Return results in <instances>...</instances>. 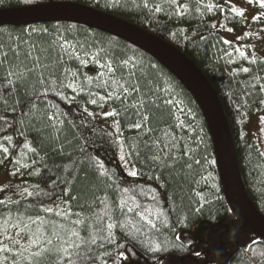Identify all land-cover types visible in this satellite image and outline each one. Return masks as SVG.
<instances>
[{"label":"trees","instance_id":"16d2710c","mask_svg":"<svg viewBox=\"0 0 264 264\" xmlns=\"http://www.w3.org/2000/svg\"><path fill=\"white\" fill-rule=\"evenodd\" d=\"M177 3L187 4L188 13L175 14V6L167 11L155 12L157 4L166 6L165 0H33L30 4L25 3V0H3L0 2V13L51 4L80 5L125 20L183 53L204 75L220 99L243 188L252 205L264 217V149L250 133L252 118L257 113L264 114V88H261L264 85V59L249 55L241 57L235 44L223 43L225 29L240 31L245 23L243 16L231 12L234 7L232 2L177 0ZM208 3L217 6L214 11H206L204 6ZM217 21L223 27L213 29L211 25ZM32 29L37 31L32 32ZM44 29L47 31H41ZM65 38L87 48L92 55H99L101 63L120 65L125 77L131 72L132 82L138 86L147 84L152 89H159L146 97L149 102L155 101L148 107L147 114L154 118L146 125V129H157L151 135L159 136L158 129L168 128L179 117L184 122L182 129H176V134L181 138V149L176 153L180 157L179 162L173 166V162L169 161L167 168H156L151 167L142 157L134 161L140 174L136 177L127 176L118 163L113 146L99 137L94 143L89 142L93 139L90 129L80 127L83 109L98 113L105 107H119V101H109L103 108H98L87 103V88L74 100L61 99L54 91L48 90L46 82L56 80L57 75L63 78V67H71L73 71L78 69L81 81L89 76L97 77L104 71L92 61L86 67H81L78 61L65 56L56 46ZM9 46L13 51H19L20 59H26L29 64L34 59L41 60L35 74L24 80L8 76L10 63H19L14 57L10 55L0 64V92L5 97L0 100V116L11 121L15 127L14 133L9 129L14 144L22 145L27 141L36 151L31 153L25 150L24 159L17 164L15 161L20 152L14 145L9 146L6 158L0 153V160L3 161L0 170L8 167L13 174L21 176L25 180L23 186L29 191L38 187L44 192H51L55 186V194L50 197L25 195L13 200L19 201L18 204L12 203L7 207L0 205V220L10 212L12 217H31L66 224L76 220L77 214L81 219L97 213L103 215L105 205L100 200L108 197L114 222H119L125 219L119 209L120 189L133 187L136 192L128 195L149 208L158 202L159 209L165 215L160 221L155 216L151 217L157 227L155 230L145 228L147 236L137 237L128 230L114 229L116 240L106 247L116 259H107V264H209L213 259L210 257L212 250L220 245L228 246L230 250L223 264H264V237L252 228L244 227L229 205L211 127L194 97L170 71L125 40L81 23L57 21L0 27V53L8 52ZM30 49L32 56L25 57L24 53ZM41 49L45 51L42 53ZM226 52L232 53L230 59L234 62H229ZM58 58L63 65L59 70ZM253 58L255 63L251 62ZM125 61L127 64L133 62L128 66ZM45 64L49 65L46 71L43 70ZM244 67L249 68L248 73L241 71ZM19 70L24 71L23 66ZM49 72L54 74L49 75ZM41 77L45 83L36 82ZM89 87L101 95L106 94V90L94 85ZM64 93L69 98L75 95L71 89H65ZM144 93H148V87H144ZM172 95L181 101L184 109L182 112L178 111L175 104H167ZM52 104L57 105L63 113L59 130L48 127L47 120L41 121L43 113L36 111ZM32 105H35V119L28 117ZM109 118L123 121L125 137L132 139L142 135L132 128L131 121H124L123 116ZM135 119L132 117V120ZM93 123L104 128L97 117ZM95 160L101 161L107 169L113 171V179L118 178L119 183L113 184V180H108L110 186L105 187V178L100 175ZM34 169L40 174L36 175ZM197 192L204 197L203 200L196 195ZM152 196H156L157 201H153ZM45 207L52 208L53 213L45 212ZM63 209H67L70 214L67 220L62 218ZM56 211H61V216H56ZM126 218L133 220L134 216L128 214ZM164 220L166 223L161 222ZM240 222L242 226L235 242H232L228 238L229 229ZM80 227L81 235L86 236L87 233ZM16 231L10 229L9 235ZM0 240L8 246L3 236H0ZM22 242L26 243V238ZM154 245H159L158 251L152 250ZM13 247L19 251L18 247ZM97 251L100 249L93 246L92 252ZM25 256L28 254L25 253ZM0 264L35 262L30 257L21 260L15 256V252H0ZM39 264H58L57 257L50 255L39 258ZM76 264H100V260L77 258Z\"/></svg>","mask_w":264,"mask_h":264},{"label":"snow or ice","instance_id":"6c2138e0","mask_svg":"<svg viewBox=\"0 0 264 264\" xmlns=\"http://www.w3.org/2000/svg\"><path fill=\"white\" fill-rule=\"evenodd\" d=\"M3 2V0H0ZM33 0H25V3L30 4ZM165 7L157 4L155 6V12L167 11L175 6L174 11L177 15H184L188 13L189 8L187 4H178L177 0H165ZM145 8L148 7L147 4L144 5ZM206 11L212 12L217 7L212 3H208L205 6ZM264 7V3L261 4ZM223 11V9H221ZM231 12L238 16H243L242 11H238L235 7L231 8ZM203 15V13H201ZM223 27V25H221ZM213 29L217 25H211ZM32 32L37 31V29H32ZM46 32L47 30H41ZM228 31H233L232 28H228ZM224 44H229L230 42L225 40ZM57 47L61 49L63 54L67 56L70 60L78 61L81 67H86L91 60L93 63L99 64V66L104 69L97 77H86L81 81L79 77V70L73 71L71 67H63L60 58L57 59V70L63 67V78L57 75L56 80H48L46 86L49 91H54L61 99H75L76 96L84 93L87 88V103L94 105L98 108H103L109 101L116 102L119 101V107L110 109L107 112H102L101 115L104 118L108 117H121L123 116L124 121H131V126L134 130H138L142 135L129 139L125 137L123 131V121L121 119L114 120L111 128H99L93 121L95 119V113L89 111L88 108L83 109L82 124L80 127L85 129H90L93 139L89 141L94 143L97 137L104 140L110 146H113L119 155V160L124 168L127 169L128 175L136 177L140 174L137 170L134 161L140 160L142 157L145 162H148L151 167L156 168H167L169 166V161L175 163L179 162L180 157L176 155L181 149L180 137L176 134V129H182L184 127V122L180 120L179 117L176 118V123L170 125L168 128L158 129L160 132L159 136L153 137L151 133L157 131V129L147 128L146 125L150 124L151 120L154 118L147 114L148 107L150 103H155V101L149 102L147 100V95H150L153 91H159V89H152L147 84L143 86H138L137 83L132 82V73H129L128 77L123 75L120 65H114L112 62L101 63V57L99 55H92L89 53L87 48L73 44L65 38L63 42H58ZM35 47L34 45L32 46ZM45 50L41 49L43 53ZM241 57L245 56L243 51L236 49ZM14 57L18 64L10 63V69L8 76H15L19 80H24L28 76L35 74L37 71V65L41 64L40 59H34L31 64L27 60L20 59V52L13 51L9 46L8 52L0 53V64H3L4 60H7L9 56ZM25 57L32 56V50H28L24 53ZM225 56L229 58V62H234L230 58L232 57L231 52H226ZM255 63V58L251 61ZM125 65L127 61L124 62ZM23 66L24 71H20V67ZM49 65H43V70H47ZM243 73H248L249 68L244 67L241 69ZM49 75L54 73L49 72ZM107 77V78H106ZM37 83H45L43 78H38ZM11 83V81H10ZM94 85L96 88L101 90H106V94L101 95L98 92L92 91L89 86ZM144 87H148V93H144ZM264 88V85H261ZM65 89H71L72 93L75 95L71 98L67 97L64 93ZM45 95L47 93H44ZM5 97L2 92H0V100ZM128 101V103H125ZM136 101V102H133ZM172 101H167V104L171 105ZM35 105L29 107L28 117L30 119H35L33 116V110ZM36 111L42 112L43 116L41 121L47 120L48 127L59 130L58 126L61 123L60 117L63 113L57 105H49L48 108L36 109ZM49 112L51 114H49ZM129 113L131 115H129ZM132 117H136L132 120ZM23 122V121H22ZM11 128L12 133L16 131L12 122L4 119L0 116V153L6 158L9 154L10 147L15 146V149L20 152V156L16 159V163L19 164L20 160L24 159L26 152L35 153L36 149L31 146L27 141L22 145L19 143L14 144L13 134L9 133ZM146 136L147 138H142ZM88 159H92L91 156ZM3 161L0 160V163ZM35 163V161H33ZM199 163V161H197ZM95 166L100 171V175L105 178V187L110 185L107 184L108 180H113V184H118V178L115 177V173L105 167V165L99 161H94ZM27 167V165H24ZM191 168V165L188 166ZM36 175L40 173L34 169ZM71 175V173H69ZM202 179H204L202 177ZM67 184V181H65ZM214 187V185H213ZM16 191L21 195V197L27 196H47L55 194V186L52 188L51 192H44L38 187L32 191L21 185L16 186ZM136 189L133 187H125L120 189V200L119 209L121 211V216L125 217L122 221L114 222V217L111 214V208L109 207L108 197H104L100 200V203L105 205V212L103 215L97 213L94 216H88L84 219L79 217L77 214V219L69 221L66 224H57L54 221H46L44 219H34L28 217L27 219L16 216L12 217L9 212L5 218L0 220V236H3L7 242L8 246L4 245V241L0 240V252L9 253L15 252V256H18L21 260L31 258L35 264H39V258L54 255L57 257L58 264H76L77 258L84 260L91 257L93 260H100V264H107V259H116L112 257L111 253L108 251L106 246H111L115 240L114 229L120 228L121 230H128L130 234L139 237L140 235L147 236L144 231L145 228H151L155 230L157 225L153 222L151 217L155 216L157 221L161 220L165 214L159 209L158 202L154 207L149 208L138 203L133 196L128 195V193H135ZM65 193H61L63 195ZM196 195L203 200L204 197L200 196L197 192ZM153 201H157L156 196H152ZM16 203L19 201H13L11 197L7 200H0V205L7 207L9 204ZM47 213H53V209L50 207H45L43 209ZM199 210V209H198ZM62 218L67 220L70 215L67 209L62 210ZM56 216H61V211H56L54 213ZM128 214H133L134 219L128 220L126 217ZM138 217V219H135ZM166 223V220L161 221ZM35 225V227H33ZM87 233V235H81V227ZM10 229H16L17 231L9 235ZM26 238L27 242L22 241ZM16 246L19 251H15ZM100 249L95 253L92 252V248ZM36 248L37 251H31V249ZM153 251L159 250V245H154ZM25 253L28 256H25ZM66 258V259H65ZM120 258H123L122 256Z\"/></svg>","mask_w":264,"mask_h":264},{"label":"water","instance_id":"95a60500","mask_svg":"<svg viewBox=\"0 0 264 264\" xmlns=\"http://www.w3.org/2000/svg\"><path fill=\"white\" fill-rule=\"evenodd\" d=\"M81 23L108 32L153 57L170 71L200 106L213 134L229 205L243 226L264 237V217L250 202L240 178L226 117L217 94L199 69L180 51L120 18L75 4H51L0 13V27L40 22Z\"/></svg>","mask_w":264,"mask_h":264},{"label":"rangeland","instance_id":"374dc122","mask_svg":"<svg viewBox=\"0 0 264 264\" xmlns=\"http://www.w3.org/2000/svg\"><path fill=\"white\" fill-rule=\"evenodd\" d=\"M232 2L234 7L238 11L244 13L243 17L245 19L244 27L240 31H231L228 29L224 31V39L233 43L237 46V49L243 51L245 55L255 56L260 59H264V7H261V4L264 3V0H228ZM216 28L221 26V22L217 21L215 23ZM91 60H89L90 62ZM134 61V60H133ZM133 61L129 62L132 63ZM127 64L128 66L130 64ZM102 69V68H101ZM170 101L176 105L178 111L182 112L183 106H181V101L172 95L169 97ZM111 107H105L100 112L95 113L100 123L104 128H111L114 118H106V121H103L104 117L101 115L102 112H107ZM250 133L255 136L259 145L264 149V114L257 113L251 121ZM116 156L118 158V163L121 166L124 174L128 176L127 169L123 167L119 160V155L116 150ZM25 180L18 175L13 174L8 167L0 170V200H7L11 197L12 200H18L21 198V195L16 191V186H23ZM24 187V186H23ZM26 188V187H25ZM220 249L224 250L223 255H230V250L228 246L220 245ZM217 248V247H216Z\"/></svg>","mask_w":264,"mask_h":264},{"label":"clouds","instance_id":"9594fccd","mask_svg":"<svg viewBox=\"0 0 264 264\" xmlns=\"http://www.w3.org/2000/svg\"><path fill=\"white\" fill-rule=\"evenodd\" d=\"M241 226H242V222H240L239 224H235L234 227H231L229 229L228 238L230 241L235 242ZM223 251L224 250L220 249L219 247L213 249L210 256L213 259L209 261V264H223V259H224Z\"/></svg>","mask_w":264,"mask_h":264}]
</instances>
